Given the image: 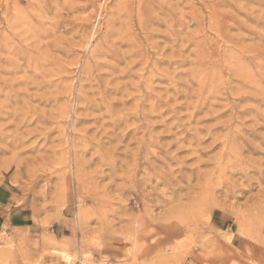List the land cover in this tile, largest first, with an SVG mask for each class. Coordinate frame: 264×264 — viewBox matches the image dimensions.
Returning a JSON list of instances; mask_svg holds the SVG:
<instances>
[{
  "label": "rangeland",
  "instance_id": "1",
  "mask_svg": "<svg viewBox=\"0 0 264 264\" xmlns=\"http://www.w3.org/2000/svg\"><path fill=\"white\" fill-rule=\"evenodd\" d=\"M263 59L264 0H0V264H264Z\"/></svg>",
  "mask_w": 264,
  "mask_h": 264
},
{
  "label": "crops",
  "instance_id": "2",
  "mask_svg": "<svg viewBox=\"0 0 264 264\" xmlns=\"http://www.w3.org/2000/svg\"><path fill=\"white\" fill-rule=\"evenodd\" d=\"M11 199V191L7 186L0 185V232L4 229L3 225L7 222L14 221V216H8V205ZM24 235V243L28 249L29 257L31 259L41 256L40 263L36 264H66L60 257L52 255H41V251L50 250L55 247L57 242L69 236V228L67 223L56 222L52 223L46 229L39 226H25L22 224L18 226ZM18 229V230H19ZM63 241V240H62ZM22 263V262H21Z\"/></svg>",
  "mask_w": 264,
  "mask_h": 264
},
{
  "label": "bare ground",
  "instance_id": "3",
  "mask_svg": "<svg viewBox=\"0 0 264 264\" xmlns=\"http://www.w3.org/2000/svg\"><path fill=\"white\" fill-rule=\"evenodd\" d=\"M226 20V19H225ZM214 22V21H213ZM231 25V24H230ZM233 25V24H232ZM214 27V26H213ZM225 28V27H224ZM219 29V28H218ZM218 29H217V27H216V30L218 31ZM219 32V31H218ZM228 45V44H227ZM237 45V44H236ZM207 47V46H206ZM240 47V46H239ZM246 47V46H245ZM223 48V47H222ZM221 48V49H222ZM231 48V47H230ZM254 48H252V50H253ZM240 50V49H239ZM228 51V50H227ZM251 51V50H250ZM218 52V51H217ZM224 52V51H223ZM230 51H228L227 53H229ZM233 51H231L229 54H227L226 53V50H225V55H227V58H229L230 59V57L231 58H234L235 56L237 57V59L239 58L240 60L242 59L241 57H240V55H236V53L234 54V53H232ZM252 52V51H251ZM250 52V53H251ZM257 53V52H256ZM201 54V53H200ZM218 54H219V52H218ZM259 54V53H258ZM262 54V53H261ZM222 55V54H221ZM203 57L205 56V54L204 55H202ZM209 56V55H208ZM224 56V55H223ZM198 57V56H197ZM203 57H202V59H203ZM250 57V56H249ZM252 57H254V56H252ZM226 58V59H227ZM255 58H262V56H259V55H257V54H255ZM198 59V58H197ZM235 60V59H234ZM233 60V61H234ZM246 60V59H245ZM132 61V60H131ZM197 61V60H196ZM202 61V60H201ZM226 61V60H225ZM230 61H231V59H230ZM229 61V62H230ZM242 61V60H241ZM253 61V60H252ZM213 62V61H212ZM248 62V61H247ZM235 63V62H234ZM249 63V62H248ZM215 64V63H214ZM213 64V65H214ZM245 64V63H244ZM243 65V64H242ZM252 65H253V63H252ZM241 66V65H240ZM240 66H238V67H240ZM256 68H258V69H262V71L264 72V59L263 60H260L256 65ZM254 66V67H255ZM252 67V66H251ZM250 68V67H249ZM209 69V68H208ZM219 69V68H218ZM239 69V68H238ZM248 71V70H247ZM261 71V70H260ZM261 71V72H262ZM243 72H244V70H243ZM263 72H262V74H263ZM239 72H237V74H238ZM245 73V72H244ZM253 73H254V71H253ZM257 73H258V71H257ZM256 73V74H257ZM246 74V73H245ZM244 74V75H245ZM247 74H249V73H247ZM250 74H252V73H250ZM253 76H254V74H252ZM258 75H260L259 73H258ZM238 76H240L239 74H238ZM251 76V75H250ZM215 77V76H214ZM260 77H261V75H260ZM219 78V77H218ZM259 78V77H258ZM221 79V78H220ZM243 79V78H242ZM210 80H212V79H210ZM246 80V79H245ZM244 80V81H245ZM247 80H249V79H247ZM254 81H255V79H254ZM259 82V81H258ZM214 84V83H213ZM248 84V83H247ZM263 84V83H262ZM259 85V84H258ZM72 86V85H71ZM255 86V85H254ZM259 87H260V85H259ZM257 88V87H256ZM69 89V88H68ZM234 143V142H233ZM60 255H61V257H62V259L65 261V262H67V263H69L70 261H71V256L67 253V252H65V251H61L60 252Z\"/></svg>",
  "mask_w": 264,
  "mask_h": 264
}]
</instances>
